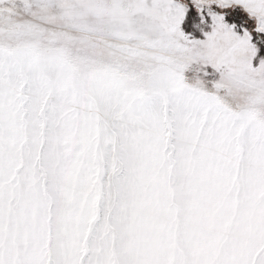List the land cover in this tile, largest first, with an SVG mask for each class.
<instances>
[{"label":"snow or ice","instance_id":"snow-or-ice-1","mask_svg":"<svg viewBox=\"0 0 264 264\" xmlns=\"http://www.w3.org/2000/svg\"><path fill=\"white\" fill-rule=\"evenodd\" d=\"M0 264H264V0H0Z\"/></svg>","mask_w":264,"mask_h":264}]
</instances>
